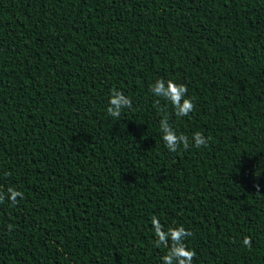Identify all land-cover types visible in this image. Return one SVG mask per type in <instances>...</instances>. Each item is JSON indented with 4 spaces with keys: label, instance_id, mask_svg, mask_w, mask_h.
Wrapping results in <instances>:
<instances>
[{
    "label": "trees",
    "instance_id": "1",
    "mask_svg": "<svg viewBox=\"0 0 264 264\" xmlns=\"http://www.w3.org/2000/svg\"><path fill=\"white\" fill-rule=\"evenodd\" d=\"M0 194V264H162L153 215L193 264H264V0H0Z\"/></svg>",
    "mask_w": 264,
    "mask_h": 264
},
{
    "label": "clouds",
    "instance_id": "2",
    "mask_svg": "<svg viewBox=\"0 0 264 264\" xmlns=\"http://www.w3.org/2000/svg\"><path fill=\"white\" fill-rule=\"evenodd\" d=\"M151 91L155 96L164 97L170 102L178 116L188 115L194 107L192 100L186 95L187 86L184 84L160 78L151 85ZM131 104V98L126 96L123 91L112 89L107 102V112L113 117H118L122 109L131 106ZM160 128L162 132L161 138L170 152H175L181 147L187 149L190 145L195 147L206 146L208 142V138L200 131L193 132L190 141L187 135L178 133L170 126L166 115L160 121ZM257 188L259 189V185H257ZM7 193V199L12 203L16 202L18 196H22V193L15 188L7 189ZM4 198L5 196L0 194V200ZM151 222L158 242L172 241L171 246L161 258L162 264H193L192 258L195 253L187 248L184 243L185 238L190 235L188 229L183 225L165 229L160 223V218L156 215L152 216ZM243 242L248 244L249 239L245 237Z\"/></svg>",
    "mask_w": 264,
    "mask_h": 264
}]
</instances>
